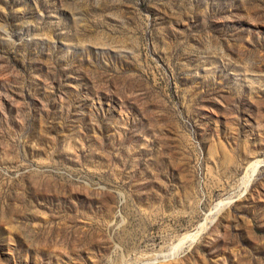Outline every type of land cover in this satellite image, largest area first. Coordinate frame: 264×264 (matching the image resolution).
I'll return each instance as SVG.
<instances>
[{
  "label": "rangeland",
  "instance_id": "374dc122",
  "mask_svg": "<svg viewBox=\"0 0 264 264\" xmlns=\"http://www.w3.org/2000/svg\"><path fill=\"white\" fill-rule=\"evenodd\" d=\"M0 264H264V0H0Z\"/></svg>",
  "mask_w": 264,
  "mask_h": 264
},
{
  "label": "bare ground",
  "instance_id": "6f19581e",
  "mask_svg": "<svg viewBox=\"0 0 264 264\" xmlns=\"http://www.w3.org/2000/svg\"><path fill=\"white\" fill-rule=\"evenodd\" d=\"M258 165H260V162L258 161H254L252 162L247 168H246V172L245 175H243V181L248 180L252 174L255 172V170L257 169ZM230 202V200H227L224 203H220L219 205L223 206L225 204H228ZM193 239H191L190 241H192ZM193 242V241H192Z\"/></svg>",
  "mask_w": 264,
  "mask_h": 264
},
{
  "label": "water",
  "instance_id": "95a60500",
  "mask_svg": "<svg viewBox=\"0 0 264 264\" xmlns=\"http://www.w3.org/2000/svg\"><path fill=\"white\" fill-rule=\"evenodd\" d=\"M261 165H262V164H261ZM261 165H258V167L261 166ZM258 167H257V169H258ZM257 169H256V170H257ZM255 172H256V171H255ZM255 172H254V173H255ZM243 194H245V192L242 193L240 196H242ZM240 196H237V197L232 198V199L230 200V202H229L227 205H229L230 203L234 202V201H235L238 197H240Z\"/></svg>",
  "mask_w": 264,
  "mask_h": 264
}]
</instances>
